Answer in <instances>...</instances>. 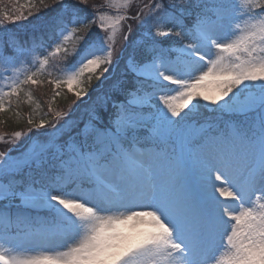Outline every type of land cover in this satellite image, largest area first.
Listing matches in <instances>:
<instances>
[{
	"label": "snow or ice",
	"instance_id": "6c2138e0",
	"mask_svg": "<svg viewBox=\"0 0 264 264\" xmlns=\"http://www.w3.org/2000/svg\"><path fill=\"white\" fill-rule=\"evenodd\" d=\"M7 4L0 264H264V0Z\"/></svg>",
	"mask_w": 264,
	"mask_h": 264
},
{
	"label": "trees",
	"instance_id": "16d2710c",
	"mask_svg": "<svg viewBox=\"0 0 264 264\" xmlns=\"http://www.w3.org/2000/svg\"><path fill=\"white\" fill-rule=\"evenodd\" d=\"M23 2L24 0H21V3ZM94 2L97 4H100L102 3V0H94ZM4 6L10 7V5L7 4V0H4ZM8 27L12 29L16 28L15 25H9ZM19 36L21 40H24L27 38V35L25 32H19ZM95 83L96 82H94L93 86H95ZM31 91H32L33 99L40 104L41 109H36L35 103L31 105H29L28 103H22L20 107L16 109L21 114V118L18 122L16 118L11 115L5 116L4 117L5 123L0 124V134H3L5 136V139H10L11 134L15 131H22V132L26 131L28 127L27 118L29 114H34V118L39 120L40 115H42L43 112L47 111L48 102L51 100V97H52V86L45 84L42 87L38 86V89L33 90L32 88ZM63 92L66 95H61V96L56 97V100L53 106L59 109L67 110L69 105H73V101L75 100V97L71 92H68L67 88L63 89ZM93 99H95V96H93ZM76 103H81V101H77ZM89 103H91V101ZM200 103L202 104L201 101ZM73 108H75V105H73ZM84 112H85V109L84 107H82L81 110H78V115H83ZM205 115H210V114L206 113ZM48 118L50 119L51 117L49 116ZM32 135H35V133H33ZM25 140H27V137H23L21 141L17 142L15 147H19L21 143L23 144L25 142ZM12 147H14V145L12 144L0 143V151H7L9 148H12Z\"/></svg>",
	"mask_w": 264,
	"mask_h": 264
},
{
	"label": "rangeland",
	"instance_id": "374dc122",
	"mask_svg": "<svg viewBox=\"0 0 264 264\" xmlns=\"http://www.w3.org/2000/svg\"><path fill=\"white\" fill-rule=\"evenodd\" d=\"M134 27H135V26H134ZM55 74H56V73H54V75H55ZM32 88H33V90H34V89H38V86H33ZM201 102H202V104L204 103L203 101H201ZM81 108H82V107H81ZM81 108H80L79 110H81ZM84 109H85V107H84ZM25 141H26V140H25ZM24 143H25V142H24ZM24 143H23V144H24ZM21 144H22V143H21ZM17 146H19V145H17ZM12 148H13V147H12ZM16 154H17V152L13 151L12 155H16Z\"/></svg>",
	"mask_w": 264,
	"mask_h": 264
}]
</instances>
